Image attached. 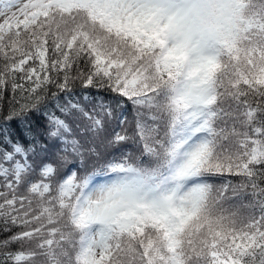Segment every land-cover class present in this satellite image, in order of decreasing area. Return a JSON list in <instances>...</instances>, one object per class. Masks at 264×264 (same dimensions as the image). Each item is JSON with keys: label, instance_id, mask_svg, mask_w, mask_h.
I'll use <instances>...</instances> for the list:
<instances>
[{"label": "snow or ice", "instance_id": "1", "mask_svg": "<svg viewBox=\"0 0 264 264\" xmlns=\"http://www.w3.org/2000/svg\"><path fill=\"white\" fill-rule=\"evenodd\" d=\"M0 264H264V0H0Z\"/></svg>", "mask_w": 264, "mask_h": 264}, {"label": "trees", "instance_id": "2", "mask_svg": "<svg viewBox=\"0 0 264 264\" xmlns=\"http://www.w3.org/2000/svg\"><path fill=\"white\" fill-rule=\"evenodd\" d=\"M128 117H129V119H131V105L128 106ZM44 123L45 122L41 119L40 124L43 125ZM12 127L15 130L14 139L19 138L22 142L27 143V141L24 138L23 131L20 128L19 124L16 122H13ZM130 150H131V146H130ZM247 199L248 198L245 199V202H247Z\"/></svg>", "mask_w": 264, "mask_h": 264}]
</instances>
